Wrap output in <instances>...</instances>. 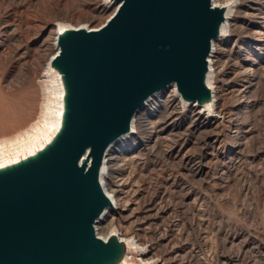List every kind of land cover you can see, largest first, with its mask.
<instances>
[{
	"label": "rangeland",
	"instance_id": "obj_1",
	"mask_svg": "<svg viewBox=\"0 0 264 264\" xmlns=\"http://www.w3.org/2000/svg\"><path fill=\"white\" fill-rule=\"evenodd\" d=\"M237 1L214 40L213 102L187 103L169 86L108 152L107 178L126 185L97 232L130 242L128 264H264V0ZM110 3L0 0V156L58 128V32L99 26Z\"/></svg>",
	"mask_w": 264,
	"mask_h": 264
},
{
	"label": "water",
	"instance_id": "obj_2",
	"mask_svg": "<svg viewBox=\"0 0 264 264\" xmlns=\"http://www.w3.org/2000/svg\"><path fill=\"white\" fill-rule=\"evenodd\" d=\"M110 2L115 9L102 25L58 32L51 64L68 117L41 139L46 149L37 142L36 157L20 152L18 163L0 171V264L128 263L130 242L96 229L110 203L99 175L107 147L169 86L187 103L213 102L212 92L208 104L199 96L209 89L220 7L212 0Z\"/></svg>",
	"mask_w": 264,
	"mask_h": 264
},
{
	"label": "bare ground",
	"instance_id": "obj_3",
	"mask_svg": "<svg viewBox=\"0 0 264 264\" xmlns=\"http://www.w3.org/2000/svg\"><path fill=\"white\" fill-rule=\"evenodd\" d=\"M236 1L234 0V5L232 6V5L229 4V2H226V3H217L214 0L215 3H213V0H212L213 6H218V7H220L223 10L224 17H223V20L219 23L218 33L213 38L212 46H211V51H210V54L208 55V70L206 71V77L204 79H205V83H206V85H207V87L209 89L200 94L199 98L202 99V100H206L207 98L210 97V91H211L210 89L212 88L211 83H210L211 70L213 71L212 74H214V72L216 70L215 69V66H214V62L215 61L213 59V57L215 55V52H216V51H214V49L215 50H218L219 47H218V45L216 46V48L214 47V43L216 41L215 39L221 37L223 35V33L225 32V29H229V27H230V25H231V23L233 21L234 10L237 8L236 5H237V2L238 1L237 2ZM114 9H113V11H114ZM113 11H112V13H113ZM102 24H100V25H102ZM82 26L94 27L92 25H89V23H85V25L77 24V25H74V26H65V27H61V30L59 31V33L64 34L68 29L82 27ZM96 27H98V26H96ZM212 90H213V88H212ZM57 92L60 93V90H57ZM61 92H62V96L63 97L65 96V98L67 99V97L69 95V88L67 87L66 90L63 89ZM173 92H174V90H173ZM156 93H158V92H156ZM155 94H153V95H155ZM153 95H151L145 101V103L150 98H152ZM58 104L59 105H57L56 107L54 106L55 108L53 109V112H55V115H53V120H56L57 119L58 128H60L62 130V128L66 125V121H67V117H68V112H69V107L66 106V105L64 107V101L61 100V99L58 100ZM136 115L132 119V123H131L130 128L125 133H123L122 135H120V137H118V139H116L114 142H112L111 144H109V146L106 149V152H105L103 161H102V163L100 165V168H99L100 180L102 182H104L105 190H106V192H107V194H108V196L110 198V203L105 207V209L103 210V212L101 213V215L97 218L96 223L101 222L105 218V216L107 215V213L110 212L114 208L115 203H119V201L121 199V196H122L121 195V190L124 187V185H126V181H125L123 175L122 176H118L117 175L118 178L115 179V180H112V178H110V179L107 178V176L110 175V171H111L110 170V164H111V162H110L111 160L110 159H111V156L108 159L107 155L109 154L108 152H110V148L112 149V147H114L115 144H117V142L121 141L123 138L129 136L132 132H134V129L136 128V125L134 123L135 122ZM47 138L48 139H51L49 136ZM40 141H41V143H40L41 146L39 148L46 149L48 147L47 146V143H44L42 140H40ZM36 145H37V142L34 145L27 147L26 149L15 151L14 152V158H9L6 155H1L0 156V171H3L4 169H6L11 164L18 163L21 160V157L19 156V153L20 152H23V157H25L26 159L28 157H30L29 155L36 157L38 155L37 149L34 148ZM26 150H28V152ZM85 158H86V156L84 157V159ZM110 183H111L112 188H108V184H110ZM98 227L99 228H102L100 226H98ZM98 227H97V224H96V229ZM97 234L99 236H101L102 238L107 239V235L106 236L100 235V233H98V232H97ZM124 238H127L128 239V237H124ZM124 260L125 259L123 258V261ZM123 261H122V259L119 258V260H117V264H128L125 261L124 262Z\"/></svg>",
	"mask_w": 264,
	"mask_h": 264
}]
</instances>
